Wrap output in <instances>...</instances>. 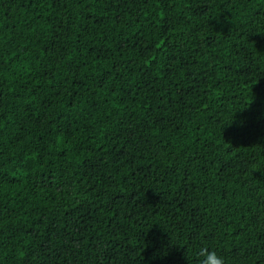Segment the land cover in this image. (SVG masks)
Returning <instances> with one entry per match:
<instances>
[{"label":"trees","instance_id":"trees-1","mask_svg":"<svg viewBox=\"0 0 264 264\" xmlns=\"http://www.w3.org/2000/svg\"><path fill=\"white\" fill-rule=\"evenodd\" d=\"M264 264V0H0V264Z\"/></svg>","mask_w":264,"mask_h":264},{"label":"clouds","instance_id":"clouds-1","mask_svg":"<svg viewBox=\"0 0 264 264\" xmlns=\"http://www.w3.org/2000/svg\"><path fill=\"white\" fill-rule=\"evenodd\" d=\"M199 264H226L223 256L218 254L216 250H211L207 246L200 247L196 253Z\"/></svg>","mask_w":264,"mask_h":264}]
</instances>
